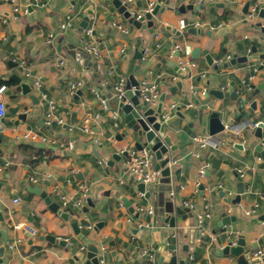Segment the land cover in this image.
I'll use <instances>...</instances> for the list:
<instances>
[{"label": "crops", "instance_id": "obj_1", "mask_svg": "<svg viewBox=\"0 0 264 264\" xmlns=\"http://www.w3.org/2000/svg\"><path fill=\"white\" fill-rule=\"evenodd\" d=\"M45 1V6L36 7L31 5V0H0V86L11 82L6 84L8 90L2 94V98L7 105L20 106L17 113H12L8 108L7 116L0 120V163H10L0 170V217H3L0 220V247H6L4 263L86 264L88 245L94 244L99 251H102V246H107L106 256L110 264H145L141 250L154 249L153 245L159 237V233L154 232L155 220L150 222V226L139 228L137 221L147 222L146 212L139 216L131 213L124 206L122 197L132 200L136 210L139 206L154 208L157 202L162 204L168 197L184 206L185 201H192L196 209H192L193 217L188 216L181 222L185 226H190L198 213L210 211L212 214L207 223V233L200 234L195 240L191 252L194 255L192 264L230 263L232 259L220 253L227 242V232L235 237L243 235L247 246L257 243L254 251H264V221H253L264 214V162L258 149V146L264 149V127L263 136L258 137L257 127L253 126L264 123V69H260L247 88L244 80L250 72V65L262 63L261 59L223 66L235 54H250L254 42L259 53L262 52L264 32L258 23L264 25V17L260 15L264 0H249L250 5H259L258 15L252 21L244 18V4H239L237 0H170L169 4L165 0H142L144 7L160 2L165 9L154 16L156 31L147 36L148 45L154 47L155 36L159 34L161 46L153 48L141 63L133 55L137 39L143 37V29L131 24L110 0ZM182 3H195L200 8L179 14L177 11ZM14 4L27 6L28 14L3 22ZM131 8L140 12L136 0ZM88 9L94 11L89 14L88 26H94V36L100 49V56L97 57L83 48L86 28L82 29L81 23ZM70 17L71 26L68 25ZM181 19L198 21L201 25L180 29ZM117 24L129 26L130 33L123 34ZM224 26H228L230 31L217 35ZM192 27L198 29L197 33L190 31ZM124 44L128 46L126 53L122 51ZM176 45H180L178 50H175ZM197 46L207 49L214 57L215 64L217 60L224 59L219 64L222 66H211L203 55L193 58L191 50ZM187 50L190 54L186 53ZM228 55L230 59H226ZM5 57L19 62L16 71L33 85V92L41 100L45 99V102H40L39 114H35L36 105L31 98L22 95L20 88L9 80L13 69ZM181 58L194 61L196 66L190 72L179 73L177 67L180 68ZM138 64L140 69L136 70ZM202 71L206 73L203 75ZM131 74H135L139 80L159 83V97L165 95L164 105L176 103L181 106L184 115L178 116L161 133H168L172 142L178 145L173 152L176 161L168 164L172 182L162 181L165 178L160 172L159 179L147 185V190L152 191L149 198L137 191V183L123 165L126 157L117 163L118 170L114 168L117 176L106 165L113 153L127 145L135 146L131 131L125 124L121 123L120 133L126 132L128 136L123 140L116 139L118 133L112 119L115 109L106 107L97 91L108 92V84H115L120 76H125L128 83ZM174 76L179 78L172 83L170 79ZM78 82H81V86L73 94L72 84ZM85 85L88 87L76 97L78 89ZM174 85L178 87L172 91ZM41 86L43 92L39 91ZM232 86L249 98L239 115H236V100L208 94L211 87L229 90ZM125 93L130 97L133 90L126 88ZM49 100L55 101L58 113L64 120L62 125L48 128L38 124L37 118L44 119ZM253 101H256L255 108L251 107ZM187 102H191L192 106L183 107ZM211 111L220 113L227 125L224 133H228L229 138L240 143L242 148L217 141L210 135ZM23 112L27 113L26 118L18 116ZM231 119L233 122H230ZM86 122L93 127L94 134L91 136L82 129ZM30 130L38 131L55 142L27 138L25 134ZM111 135H115L114 139L107 140ZM198 135L208 138V145L203 149H199L195 142ZM97 138L103 139L102 145L95 142ZM60 142H72L74 147L61 146ZM43 143L45 146H42ZM197 152L200 156L196 155ZM208 154L229 162H220L213 167ZM205 163H209V166L204 177H200L199 170ZM240 169L244 171L243 176L239 173ZM32 176L37 180L33 181ZM239 181L247 184L241 203H227L219 196V187L223 188L227 197H235ZM81 182L90 184L89 198L93 204L89 205L86 201L84 206L88 207L87 212L84 206L75 214L67 210L68 219L58 211H52L42 197L27 189L29 185L42 187L64 211L62 196H76ZM201 184L206 187L204 193H201ZM170 187H173L174 196L169 195ZM16 198L19 200L15 201ZM254 208H257V213L253 215H247L244 211ZM225 210L235 215L237 221L214 233ZM72 219H77L81 225L92 224L93 228L82 227L79 235L72 227ZM98 223L102 225L96 227ZM16 225H24L36 233H30L23 226L17 228ZM45 234L67 238L78 250L73 252L57 241L41 239V235ZM108 237L114 240L116 255L112 254ZM81 246L86 249H81Z\"/></svg>", "mask_w": 264, "mask_h": 264}, {"label": "water", "instance_id": "obj_2", "mask_svg": "<svg viewBox=\"0 0 264 264\" xmlns=\"http://www.w3.org/2000/svg\"><path fill=\"white\" fill-rule=\"evenodd\" d=\"M110 1L112 5L117 9V11L125 18H127L131 24L135 25L137 28L143 29V37L137 39L135 52L133 55L134 59L139 60L140 63L143 62V49L148 45L147 36L152 33L154 34L156 31L154 16H157L160 12H163L165 7H162L159 2L155 4L152 11L146 12L140 19H135L132 12L127 8L126 5L122 3V0ZM136 2L140 10H144L145 7L142 0H136ZM165 2L166 4H169L170 0H165ZM216 4L222 5V3ZM250 4L251 2L247 0L243 6L242 13L244 18L248 12ZM199 8L200 6L195 3H182L178 8L177 13H185L187 10ZM87 12L88 13L84 16V20L81 23L82 29L88 26V22L90 20L89 14L94 13L93 9H88ZM260 15L261 17H264V8L260 10ZM258 26L264 32V25L262 23H258ZM169 28L172 29V27ZM190 31H193V33H197L198 29L192 27ZM228 31H230L228 26H224L218 31L217 35H222ZM201 55L205 56L211 66H215L216 68L222 66L215 64L214 57H212L207 49H202L199 46L192 48L191 56L193 58H198ZM253 59L264 60V50L259 53L258 46L255 42L253 43L250 54H235L232 59L226 61L223 66L228 67L238 62H248L249 60ZM5 60L8 61L9 66L13 69V73L8 77L9 80L13 81L20 88L22 95L29 96L31 98L33 104L36 105L34 112L35 114H39L41 112L40 102H45V99L41 100L40 97L33 92V85L16 71V68L19 66V62L13 61L9 57H5ZM138 69H140V64L136 66V70ZM260 69H264L263 64L260 65ZM177 70L179 73H183V70L181 68L177 67ZM140 85L141 80H139L135 76V74H131L125 89H132V96L129 97L125 92L121 97L114 95L112 83L108 84V92L101 93L100 90H98L97 92L99 98L104 101L105 105L108 108H114L115 110L119 111L120 123L125 124L126 127L130 129L131 136L134 139V146L139 150L146 148L151 152L155 170L160 171L162 177L165 178L162 179V181L170 183L172 182V173L171 167L168 164L176 161V157L173 156V152L178 149V145L172 142V137L168 133H165L164 135H161V133H164L167 125L175 121L178 116L184 117V115L182 114L181 107L179 106L174 115L163 121L161 119V115L164 112L163 104L165 95L163 94L161 95V97H159V102L156 105H150L146 100L141 99ZM87 87L88 85H85L82 89H78L76 97L82 94L83 90ZM177 87V85H174L173 87H171V90L174 91ZM39 91H44L43 86L39 87ZM208 94H213L219 98L230 97L236 100L238 103V111L236 115H239L243 111L245 105L249 102V98L243 96L240 91L234 89L233 86L229 90L211 87L208 91ZM7 107L12 113H17L20 109V106L12 107L10 105H7ZM143 107L146 108L143 109ZM251 107H256V101H253L251 103ZM18 116L20 118H26L27 113L23 112ZM37 121L41 126L44 124V120L40 117L37 118ZM230 122H233V120L231 119ZM263 127L264 123L260 122L256 128V135L258 137L263 136ZM226 130L227 125L222 120L220 113L218 111H211L209 117L210 135L213 136L217 141H222L229 145L242 148V145L240 143H237L234 140L230 139L228 133H224ZM126 136H128L126 132L118 133L116 135V139L123 140ZM42 146H45V144L43 143ZM218 147L219 145L216 144V148ZM258 149L261 152L262 160L264 162V149L261 146H258ZM127 155V151H124L123 153L115 152L106 161L107 168H110V171L115 176H117V171H115L114 168L118 170L119 165H117V163L122 162L123 158L127 157ZM208 158L212 160L213 167H217V164L220 162H229L228 160L217 158L214 154H208ZM123 165L126 166V163L123 162ZM208 172L209 171H207V173ZM246 187L247 184H245L244 181H239L237 183V193L235 197H227L223 188L219 187V196L222 197L227 203L240 204L242 194L245 192ZM27 189L31 193H35L42 197L52 211H58L65 219L69 218V213L66 211H61L60 204L53 201L49 193L47 191H44L42 187L29 185ZM136 189L147 198H149L152 194L151 190H147V185L144 182H138L136 184ZM170 189L171 187L169 188V190ZM200 189L201 193H204V190L206 189L205 185L201 184ZM57 198L59 197L57 196ZM121 199L124 206L127 207L131 213H135L137 216H139L140 213L135 211L132 200H129L126 197H122ZM165 201L162 204H158L157 202L154 205L153 213L145 214V217L149 223L152 222V220H155L154 232L159 233V237L153 245L155 249L154 263L191 264L192 262L190 260V254L194 250L195 240L200 237L199 217H195L190 226H185L181 222L187 219L188 216L193 217V210L189 207L172 201L169 197ZM87 202L89 203V205L93 204L91 198H88ZM160 202H162V200H160ZM83 209L85 212L88 211V207L86 205L83 207ZM2 219L3 217H0V220ZM236 221L237 217L235 215H230L227 210H225L222 213V219L218 221L213 232L216 233L220 229H225L226 227L231 226L232 223ZM253 221H264V214L259 215L258 217H256V219H253ZM79 225L80 223L77 219H72V227L75 233L81 235V227ZM101 225L102 223H98L96 227ZM232 234L233 233L231 232H227V242L220 251V253L228 255L232 259L228 264H264V255H255L254 249L258 247L257 243H252L249 247L247 246L246 239L243 235L235 237V235ZM28 235H30V233H28ZM41 239H47L51 242L57 241L60 245L71 249L73 252H76L78 250V247H73L72 243L69 242L67 238H58L55 235L45 234L41 235ZM5 240L7 239L5 238ZM107 241L109 242V245L112 246V254L116 255V250L114 249V240L111 237H108ZM5 250V246L0 247V264H5ZM99 252V247H97L96 245H88V261L86 262V264H100Z\"/></svg>", "mask_w": 264, "mask_h": 264}, {"label": "built area", "instance_id": "obj_3", "mask_svg": "<svg viewBox=\"0 0 264 264\" xmlns=\"http://www.w3.org/2000/svg\"><path fill=\"white\" fill-rule=\"evenodd\" d=\"M212 2L218 1V0H210ZM247 0H237V2L239 4H245ZM134 2V0H122V3L124 5L127 6V8L132 12L133 16L135 19H140L146 12H150L153 10L155 4L154 3H150L147 7L144 8V10H140V12H136L131 8L132 3ZM31 5H34L36 7H43L46 5V1L45 0H31ZM28 7L27 6H21V5H17L14 4L12 7L11 12L6 15L3 18V22H7L9 19H14L17 20L19 19L22 15H26L28 14ZM259 12V5L258 4H252L250 5L247 14L245 15V18L249 21L254 20ZM71 17L69 18L68 21V25L71 26ZM201 25L200 22L198 21H186L185 19H181L179 22V26L180 29H185L188 28L189 26H195V27H199ZM117 27L121 30V32L125 35L130 33V27L123 25V24H117ZM213 29L215 28L212 27ZM85 33V39L83 42V48L92 53L93 55L100 56V49L98 44L96 43V39H95V34H94V26H88L86 27V29L84 30ZM156 41L154 43V47H151L149 45H147L144 49H143V59L142 61L144 62L145 59L148 57V55L152 52L153 48L158 49L161 46L160 41L158 40L159 38V34H157L156 36ZM127 44H124L122 47V51L124 53H126L127 51ZM180 47V45H176L175 50H178ZM264 50V46L262 51ZM187 54H190V51L187 50L186 52ZM231 56L228 55L226 57V59H230ZM224 59H219L217 60L216 64H221V62ZM263 64L264 65V60H262V63H254L252 65H250V72L248 74V76L246 77V79L244 80V84L246 85L247 88L250 87L251 83L254 81V79L257 77L259 71H260V65ZM179 66L183 71H187L190 72L191 68L196 66V63L192 60H188L185 58H181L179 61ZM206 73V71H202V74L204 75ZM179 77L178 76H174L170 79V82L174 83ZM127 85V79L125 76H120V78L118 79V81L113 84V93L114 95H117L118 97H121L122 94L125 92V87ZM81 86V82L78 83H73L72 84V93L74 94L76 92V89L78 87ZM8 90V86L6 84H3L0 86V120L4 119L7 114H8V107H7V103L6 101L2 98V94L5 93ZM140 91H141V99L142 100H146L150 105H156L159 102V96H160V85L157 82H150L147 79H143L141 80V85H140ZM193 92H196L195 90H193ZM106 106V105H105ZM192 106L191 102H187L183 105V107H190ZM107 107V106H106ZM178 105L176 103H171L169 105H164L163 104V108H164V112L161 115V119L164 121L166 119H168L169 117H171L172 115L175 114V112L178 109ZM181 107V106H180ZM99 115H96V117ZM112 119L114 120V128L116 129L115 131L117 133H120L121 131V123H120V114L119 111L115 110L113 111V115H112ZM44 125L47 126L48 128H51L55 125H62L64 123L63 118L60 116V114L58 113V109H57V105L55 103L54 100H49L47 103V107L46 110L44 112ZM254 127L258 126V123H255L253 125ZM82 129L85 133H87L88 135H93L94 131H93V127L90 123L86 122L83 124ZM25 136L27 138L30 139H41L44 142L47 141H52L55 142L54 140L41 135L38 131L35 130H30L28 131ZM115 135H111L107 138V140H112L114 139ZM95 142L97 144H103V139L102 138H97L94 139ZM195 142L198 145L199 149H203L208 145V138L203 136V135H198L195 137ZM61 146L67 147V148H73L74 144L72 142H68V143H64V142H60L59 143ZM124 151H127L128 155L126 157V168L129 174L132 175V179L133 181H135V183L138 182H144L146 185H151L154 182H156L159 177H160V171L155 170V167H153V161H152V155L151 152L148 149H142L139 150L136 147H132V146H125L122 149H120V153H123ZM197 156H200V153L197 152L196 153ZM101 162V161H100ZM102 163V162H101ZM9 162L5 161L3 164L0 165V170H4L5 168H7L9 166ZM209 166V163H205L199 170V175L200 177H204L205 175V170L206 168ZM239 173L241 176L244 175V171L243 170H239ZM31 179L33 181H36L37 179L32 176ZM90 190H91V186L90 184L81 182L79 184L78 187V194L76 196H69V195H63L61 198V205H62V209H64V211H79L82 209V207L84 206V204L86 203V201L89 198L90 195ZM169 195L170 196H174L175 192L173 190V187L170 189L169 191ZM19 198H16L15 201H18ZM184 204L188 207H190L191 209L195 210V203L192 201H185ZM136 212L138 213H142V212H146V214H151L153 213V207H143V206H139L137 208V210L135 209ZM245 213L247 215H253L254 213H257V208L254 209H246L244 210ZM211 214L210 211H205L202 213H198V217L200 220V234L205 235L207 233V223L209 222V219L211 218ZM24 227L25 230L29 231L32 234H35L36 231L35 230H29V228H27L24 225H16L17 228H21ZM81 228L85 227L87 229H92L93 225L92 224H88V225H79ZM137 226L139 228L143 227V226H150V223L147 222H142V221H137ZM81 249H86L84 246H81ZM154 250L153 248H147V249H143L141 250V255L143 256L144 260H145V264H155V255H154ZM106 252H107V246L104 245L102 246V251L100 250L99 252V257H100V264H110V262L107 259L106 256ZM255 255H260L263 256L264 255V251L261 249H258L255 251ZM194 259V255L191 253L190 254V260L191 262ZM192 264V263H191Z\"/></svg>", "mask_w": 264, "mask_h": 264}, {"label": "trees", "instance_id": "obj_4", "mask_svg": "<svg viewBox=\"0 0 264 264\" xmlns=\"http://www.w3.org/2000/svg\"><path fill=\"white\" fill-rule=\"evenodd\" d=\"M8 83L10 84L11 82L8 81L6 84H8ZM0 156H1V149H0ZM0 162H1V161H0ZM0 164H1V163H0ZM74 212H76V211H74V210L70 211L71 214H75Z\"/></svg>", "mask_w": 264, "mask_h": 264}]
</instances>
